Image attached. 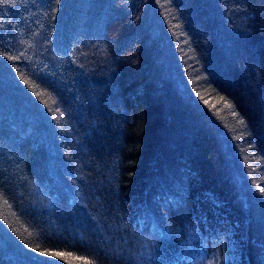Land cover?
<instances>
[{"label": "trees", "instance_id": "16d2710c", "mask_svg": "<svg viewBox=\"0 0 264 264\" xmlns=\"http://www.w3.org/2000/svg\"><path fill=\"white\" fill-rule=\"evenodd\" d=\"M169 217L264 264V0H0V264H129Z\"/></svg>", "mask_w": 264, "mask_h": 264}, {"label": "clouds", "instance_id": "9594fccd", "mask_svg": "<svg viewBox=\"0 0 264 264\" xmlns=\"http://www.w3.org/2000/svg\"><path fill=\"white\" fill-rule=\"evenodd\" d=\"M151 224L152 217L145 219ZM141 236L129 250V264H156L157 254L165 240H175L180 252L188 258V264H221L222 257L217 254L211 260H203L198 256L205 243L204 231L200 221L194 218H171L163 221V229L158 226L143 229Z\"/></svg>", "mask_w": 264, "mask_h": 264}, {"label": "snow or ice", "instance_id": "6c2138e0", "mask_svg": "<svg viewBox=\"0 0 264 264\" xmlns=\"http://www.w3.org/2000/svg\"><path fill=\"white\" fill-rule=\"evenodd\" d=\"M204 102L206 104L209 103V101H207V100H205ZM211 106L212 107H215V104H212ZM228 106L229 105L225 104V107H228ZM50 255L58 256V257L64 258V259H67L68 258V256L65 253H60V252H53V253H50ZM68 255H70V254H68ZM72 259L80 260L81 258L80 257H73ZM83 264H93V262L92 261H89V260H84Z\"/></svg>", "mask_w": 264, "mask_h": 264}]
</instances>
